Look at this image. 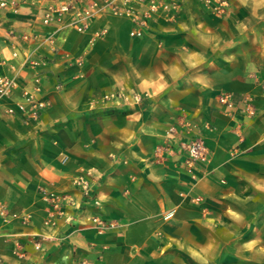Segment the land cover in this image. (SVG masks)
I'll list each match as a JSON object with an SVG mask.
<instances>
[{
	"label": "crops",
	"instance_id": "crops-1",
	"mask_svg": "<svg viewBox=\"0 0 264 264\" xmlns=\"http://www.w3.org/2000/svg\"><path fill=\"white\" fill-rule=\"evenodd\" d=\"M61 1L0 5V264H264V0Z\"/></svg>",
	"mask_w": 264,
	"mask_h": 264
},
{
	"label": "built area",
	"instance_id": "built-area-1",
	"mask_svg": "<svg viewBox=\"0 0 264 264\" xmlns=\"http://www.w3.org/2000/svg\"><path fill=\"white\" fill-rule=\"evenodd\" d=\"M7 0H1L0 5H6ZM12 3L14 0H10ZM73 0H64L61 1L55 5L48 6L45 11L42 13V21L44 23H48L52 18L59 19L61 15L68 11L71 7ZM114 8V6H113ZM98 9V4L95 1H89L85 4L81 5L78 10L74 11V19L72 20V24L78 31H82L87 24L88 18ZM115 9V8H114ZM55 13V16L53 15ZM130 35L132 36H139L141 35V30L137 27L130 30ZM27 36L23 35V38L25 39ZM13 55H16V52H12ZM14 86V80L12 77L9 76H0V104L1 100L4 96L9 95L12 91V88ZM220 100L224 103H227L228 105H231L230 97L228 94H223L220 96ZM37 106H40L39 103H37ZM1 107V106H0ZM9 111H12L11 108L8 109ZM187 150L189 152V161H196L198 159H204L205 158V146L201 141H192L187 144ZM87 182H83L84 188L87 189ZM50 197H55L53 193H50ZM92 221L95 223V225L101 229L105 226H112L113 223L106 224L105 221L100 218L98 215H93L91 217Z\"/></svg>",
	"mask_w": 264,
	"mask_h": 264
},
{
	"label": "rangeland",
	"instance_id": "rangeland-1",
	"mask_svg": "<svg viewBox=\"0 0 264 264\" xmlns=\"http://www.w3.org/2000/svg\"><path fill=\"white\" fill-rule=\"evenodd\" d=\"M221 101V100H220ZM222 102V101H221ZM222 103H224V102H222ZM227 104V103H226ZM228 105V104H227ZM230 107V106H229ZM246 110H247V112L249 113V114H252L253 113V111L250 109V107L248 106L247 108H246ZM192 141H201L202 142V140L200 139V138H198V137H193V138H190L187 142H184L183 143V145H184V148H185V150H186V152H187V154H188V157H189V152H188V150H187V144L188 143H190V142H192ZM203 143V142H202ZM204 145V144H203ZM206 149H205V155H206ZM87 182L88 183V181L87 180H84V179H81L80 180V183H82L83 184V182ZM88 185V184H87ZM84 187V186H83ZM86 191H87V189H88V186H87V189L86 188H84ZM198 199V198H197ZM105 221V223L106 224H108V223H112V222H110V221H106V220H104ZM112 226H114V223H113V225ZM112 226H110V225H108V226H105V227H103V228H106V227H112ZM103 228H101V229H103ZM241 230V229H240ZM223 247V249L225 248L226 250H228V246H227V244H224V246H222ZM228 260H225V261H220V263L219 264H228ZM189 264H214L213 263V261H206L205 263H201V262H199V261H196V260H194V259H189ZM215 264H217V263H215ZM237 264H261V262H256V261H248V263H246V262H244V261H237Z\"/></svg>",
	"mask_w": 264,
	"mask_h": 264
}]
</instances>
